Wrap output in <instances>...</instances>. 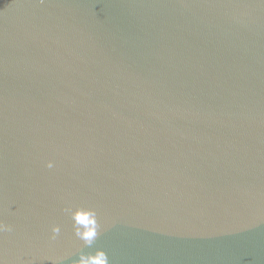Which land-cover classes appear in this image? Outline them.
<instances>
[{"label":"water","instance_id":"95a60500","mask_svg":"<svg viewBox=\"0 0 264 264\" xmlns=\"http://www.w3.org/2000/svg\"><path fill=\"white\" fill-rule=\"evenodd\" d=\"M0 223V264H264V0H0Z\"/></svg>","mask_w":264,"mask_h":264},{"label":"clouds","instance_id":"9594fccd","mask_svg":"<svg viewBox=\"0 0 264 264\" xmlns=\"http://www.w3.org/2000/svg\"><path fill=\"white\" fill-rule=\"evenodd\" d=\"M46 167L52 168L53 163L47 162ZM69 214L74 235L83 241L84 245L91 248L99 235V224L96 211L92 208L83 206H69L64 209ZM12 226L0 223V232H11ZM51 239H55L60 233L59 226L51 228ZM73 264H109L107 254L102 250L93 252H80Z\"/></svg>","mask_w":264,"mask_h":264}]
</instances>
